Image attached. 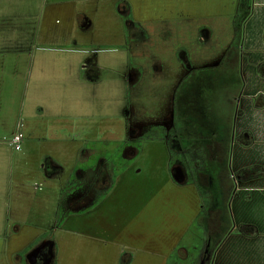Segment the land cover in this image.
<instances>
[{
	"label": "rangeland",
	"instance_id": "rangeland-1",
	"mask_svg": "<svg viewBox=\"0 0 264 264\" xmlns=\"http://www.w3.org/2000/svg\"><path fill=\"white\" fill-rule=\"evenodd\" d=\"M237 10L238 0H0V264H34L35 254L51 264L53 243L52 264H241L239 243L223 240L241 211L264 207V192L243 200L238 189L264 188V175L237 174L264 165V94L243 91ZM239 76L237 109L222 111V87ZM195 97L208 137L206 167L192 176L170 165L179 142L143 135L170 129ZM75 171L99 182L73 186Z\"/></svg>",
	"mask_w": 264,
	"mask_h": 264
},
{
	"label": "trees",
	"instance_id": "trees-1",
	"mask_svg": "<svg viewBox=\"0 0 264 264\" xmlns=\"http://www.w3.org/2000/svg\"><path fill=\"white\" fill-rule=\"evenodd\" d=\"M251 10H252V8L250 5V0H238V10L236 12V15H235L234 21H233L234 22V30H235V41L234 42H236V43L241 38L242 28L245 26V21L251 15ZM234 44L235 43H233L230 46V48L226 52V54H225V56L221 62H219L218 64H214V65H210V66L206 67V69H208V71H209V74L208 75L205 74V76H206L205 78L209 77V79L212 80V76H211L212 73L210 74V72L212 70H216L217 68H221L224 65L225 59L229 55H232V51H234V48H233ZM237 51H239V50L237 49ZM206 69H203V70H206ZM190 71H192L191 75L194 76V75H198V72L200 70H195L194 68H191ZM202 72L203 71H200V76L203 78L204 73H202ZM191 75H189V73H188L185 78L190 77ZM219 76H220V74H215V78H217ZM229 82H231V81H229ZM238 82H240V84L236 88L227 87V86H230V84H228V82L225 84L226 87H222V89H223L222 95L223 96H222V99L220 101L218 99L216 107H221L222 111H224L223 108L230 107V111H232V112L235 111V107L237 109V105H238V99L237 98H238V96H240V94L242 92V88H241L242 83H241L240 76H239ZM219 88H220V86H219ZM256 89H258V88L255 87V85L250 86L249 89H246L245 94L255 95V94H257ZM208 96L205 97L206 102L208 100ZM224 100H225V102H224ZM197 101H198V98H196V97L193 101L188 100V104H190L191 102L193 103V106H194L193 108H192V106H190V107L183 106V113H181L177 117H175V113H174L173 126L168 130H167V128L165 129L164 127H162L163 132L160 134V136L156 137L154 135H151L150 133H146L145 135H143L149 140H165V139H167L168 142L171 141V143L173 142V140H174V142L175 141L179 142L180 145L177 148L178 150L172 151V154H171L172 158L170 160V165H173L175 162L177 163L181 160L180 162L183 165L184 169L186 170L187 175L189 173L192 176H193V173H198V171H201L202 169H205V167H206V164L204 162V161H206V158L204 157V155H205L204 150H206V148H204L203 146H200L199 142L202 143V140L200 141V139H203V140L207 139L208 136L206 134L203 136L202 134L199 133L201 122H198V119L201 117L199 116V112H198L199 111V105L196 104ZM175 103L178 104L179 107H181L183 104L182 102H178V100L175 101ZM186 114L189 115L190 118L188 116H186ZM238 115H239V113H238ZM222 118H223V115L221 114V116H219V120H221ZM236 124H237V118L235 119L234 126L232 123V125H231L232 128L234 127V129H235ZM242 124L243 123H240V125H242ZM159 127H160V125H159ZM211 134L214 136L213 137L214 140L217 141L219 139L218 131H215L214 133H211ZM227 137L228 138L226 139V141L228 143H232L233 131ZM230 149H231V147L228 146L227 153L231 152ZM182 157L185 160H183ZM237 166H238L237 174H238L239 178L242 180H251L254 177L264 175V165H262V164H253V165H247V166L237 165ZM215 248L211 249V247H210L209 253H204L203 255L206 254V256L208 255L209 258L211 259V256L213 255V251L215 250Z\"/></svg>",
	"mask_w": 264,
	"mask_h": 264
},
{
	"label": "crops",
	"instance_id": "crops-1",
	"mask_svg": "<svg viewBox=\"0 0 264 264\" xmlns=\"http://www.w3.org/2000/svg\"><path fill=\"white\" fill-rule=\"evenodd\" d=\"M254 3L256 5V7L252 11L250 18L248 19L249 21L245 23V31H244V35H243V43H244V49H245L244 51H245V53L249 54L246 57L247 67H246V65H244L242 63V72H243V70L245 71L244 76L246 78L248 77V81H249V83H246V86L248 85L247 89H249L250 86L255 85V87H257V85H258V81L260 79V76L258 73L259 69H258L257 63L260 59V55H259V53H256V52L262 50L261 44L264 40V38H263L264 37V0H255ZM256 16H259V17H256ZM252 65H254L255 68L251 67ZM257 88H258V89H256L257 94L258 93L264 94V90H262L259 87H257ZM243 91H246V89H243ZM245 95L246 96H253V95H249V94H245ZM173 116H172V119H173ZM177 163H179V162H177ZM177 163H174L173 165H175ZM179 164L182 165L181 163H179ZM240 165L242 166V164H240ZM59 169H57L56 172L59 171ZM77 171H75V173ZM177 171H178V169H177ZM48 172H50V171L48 170ZM183 175H184V173H183ZM179 176L181 177L182 175L179 174ZM243 181H245V180H243ZM252 185L253 184H251V185L248 184V185L242 186V188H238L239 191L245 192V194L242 195L243 200H245L247 193L250 194L249 192H259V194H262L260 192H264V188H260L262 186H256V185L252 186ZM238 189H236V190H238ZM71 194H69L70 195L69 198H71L72 196L76 197L75 194H72V195ZM81 199H82V196L80 198H78V200H80V201H81ZM246 201H247V199H246ZM255 209H256L257 214H255L252 218L245 216L243 211H241V213H239L238 216H236V224L234 225V227L232 228L230 233L227 235L225 240H223L224 245L226 243L228 244L230 242L232 246H235L236 244L239 243L238 246H239V248H241V257H240L241 264H255V260H257V264H264V260H263L264 259V207H263V210L260 208L252 207V210H255ZM237 236H238L237 239H234V241H231L232 238H236ZM42 245H43L42 242L37 243L38 247H40ZM37 246H35V247H37ZM44 246H46V245H44ZM49 247L50 248L53 247V250L52 251L50 250V256H49V258H51V259H49V261L52 264L53 258H54V249H55L54 243H53V245H50ZM39 251H40V249H39ZM221 251H222V249L220 246L219 250L216 251L213 255L212 263L218 262V260L220 259ZM31 252H32V250L29 251L30 254H31ZM183 252H185V251H183V250L181 251V256L184 259V257L187 255V253H185V255H184ZM36 255L37 254H35L33 256L29 255L30 259H28V261L30 262L32 260L34 264H39L37 262ZM246 255H247V258H246Z\"/></svg>",
	"mask_w": 264,
	"mask_h": 264
},
{
	"label": "flooded vegetation",
	"instance_id": "flooded-vegetation-1",
	"mask_svg": "<svg viewBox=\"0 0 264 264\" xmlns=\"http://www.w3.org/2000/svg\"><path fill=\"white\" fill-rule=\"evenodd\" d=\"M51 167H54V166H51ZM79 173V172H78ZM78 173H75L76 175H74V178H73V186L76 185L77 183L80 184V185H83V187L85 185L88 186L89 183H93L95 184L96 182H99V180L97 181V179H95V177H93L92 175H81V174H78ZM79 177V178H78ZM77 188V187H76ZM77 193V192H76ZM75 192H72V194H76ZM82 200V199H81ZM44 252V251H43ZM42 250H40V254H39V258L41 261V255L45 254L43 253ZM49 253H50V249H49ZM50 255V254H49Z\"/></svg>",
	"mask_w": 264,
	"mask_h": 264
},
{
	"label": "built area",
	"instance_id": "built-area-1",
	"mask_svg": "<svg viewBox=\"0 0 264 264\" xmlns=\"http://www.w3.org/2000/svg\"><path fill=\"white\" fill-rule=\"evenodd\" d=\"M21 142H22V136L20 134L16 135L13 140L10 141V143L17 148L21 147Z\"/></svg>",
	"mask_w": 264,
	"mask_h": 264
}]
</instances>
